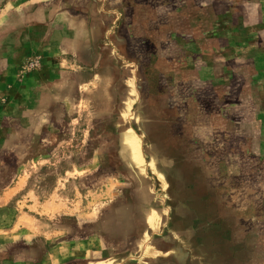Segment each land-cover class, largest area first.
I'll return each mask as SVG.
<instances>
[{
    "label": "rangeland",
    "instance_id": "1",
    "mask_svg": "<svg viewBox=\"0 0 264 264\" xmlns=\"http://www.w3.org/2000/svg\"><path fill=\"white\" fill-rule=\"evenodd\" d=\"M0 264H264V0H0Z\"/></svg>",
    "mask_w": 264,
    "mask_h": 264
}]
</instances>
